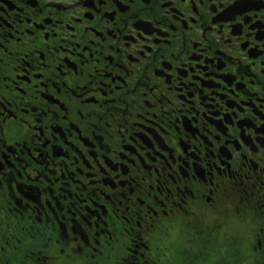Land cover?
<instances>
[{"label":"flooded vegetation","instance_id":"1","mask_svg":"<svg viewBox=\"0 0 264 264\" xmlns=\"http://www.w3.org/2000/svg\"><path fill=\"white\" fill-rule=\"evenodd\" d=\"M0 40V57L18 54L8 71L0 64V191L16 218L59 221L51 256L65 237L85 244L128 224L130 202L155 211L158 173L164 196L186 199L221 173L264 176V0H0ZM151 57L144 94L155 99L139 101L134 131L115 147L85 131L79 117L121 94L126 65L140 91ZM174 103L172 126H161L157 110ZM16 121L28 140L9 132ZM137 168L151 175L150 199L132 182Z\"/></svg>","mask_w":264,"mask_h":264},{"label":"clouds","instance_id":"2","mask_svg":"<svg viewBox=\"0 0 264 264\" xmlns=\"http://www.w3.org/2000/svg\"><path fill=\"white\" fill-rule=\"evenodd\" d=\"M6 44V41L0 40V51H4ZM72 54H75V46ZM16 56L18 54L5 52L0 57L5 71L9 70V65L16 64ZM154 59L145 58L144 85L139 92L136 81L141 79V73L136 72L133 66L126 65L123 74L128 82L122 86L121 94L114 96L110 105L86 109L85 114L79 117L85 131L99 133L114 147L134 131L130 123L135 119L134 110L141 115L144 112L139 101L155 99L144 94V89L151 82L149 68ZM15 70L12 68V71ZM256 82L264 89V82L259 78ZM8 91L11 95L12 89ZM65 94L70 107H73L68 90H65ZM126 97L129 98L127 101ZM16 99L12 97L13 102ZM179 107L174 103L166 113L163 106L157 110L160 112L161 126H172L171 121ZM7 127L10 133H16L17 139H29L20 121L12 122ZM4 139V136L0 138V145ZM240 171L244 172L245 169L241 168ZM157 175L165 182L160 185L163 203L156 204L155 211L152 210L153 206L140 208L130 202L128 224L121 222L120 227L113 225L110 232L103 236L90 232L85 244H73L65 237L61 245L64 254L55 256H51L50 249L54 243H58L53 240V234L59 221L38 224L16 218L10 211L12 204L7 194L0 191V264H33L37 260L41 264H124L128 255V238L137 236L143 244L137 264H264V176L248 172L244 182L239 183L228 173H221L210 187H204L195 197L186 199L175 191L164 196L168 185L164 177L159 173ZM136 177L145 181L143 187ZM132 182L137 185L142 198L150 199L147 192V184L152 182L150 174H142L137 168ZM117 219L120 217L117 216Z\"/></svg>","mask_w":264,"mask_h":264},{"label":"snow or ice","instance_id":"3","mask_svg":"<svg viewBox=\"0 0 264 264\" xmlns=\"http://www.w3.org/2000/svg\"><path fill=\"white\" fill-rule=\"evenodd\" d=\"M74 94L75 93H73V95ZM0 107H2V105H0ZM0 123H2V121H0ZM3 136H4V129L3 127H0V138H2ZM138 226L139 225H137V227ZM142 247H143V244L139 242V237L138 236L133 237L131 239V243L127 244L126 251L128 255L125 258L124 264H137V256H138L140 248Z\"/></svg>","mask_w":264,"mask_h":264}]
</instances>
